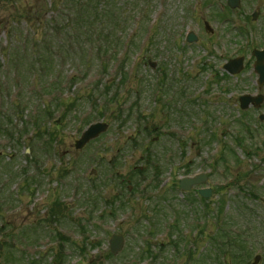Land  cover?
Segmentation results:
<instances>
[{
    "label": "rangeland",
    "instance_id": "1",
    "mask_svg": "<svg viewBox=\"0 0 264 264\" xmlns=\"http://www.w3.org/2000/svg\"><path fill=\"white\" fill-rule=\"evenodd\" d=\"M76 1L0 0V264H125L148 244L158 249L173 226L159 240L170 262L192 250L197 264H250L256 253L264 264V121L236 99L256 76L219 78L195 59L204 51L181 46L198 20L193 0H84L79 10ZM99 121L109 130L76 151ZM199 172L213 189L203 200V186L187 194L177 185ZM145 174L158 187H138ZM169 176L176 183L160 189ZM90 191L95 209L84 202ZM101 210L105 224L90 229ZM105 231L125 246L96 261L89 242L107 248Z\"/></svg>",
    "mask_w": 264,
    "mask_h": 264
},
{
    "label": "flooded vegetation",
    "instance_id": "2",
    "mask_svg": "<svg viewBox=\"0 0 264 264\" xmlns=\"http://www.w3.org/2000/svg\"><path fill=\"white\" fill-rule=\"evenodd\" d=\"M200 2L194 4L191 6V8L195 11H198V14H194L193 17L195 18V15L198 17V20L195 22L197 29H196V33H197V39L195 42H191V43H187L185 47L190 48L191 50H193L194 46L196 48H198L199 50H202L205 52V56L199 57L197 58V56H195V59H205L203 66L204 67H208L211 68L210 72L212 71H216L219 72L218 67L219 64L221 63L222 59H225L226 54H222L221 53V49L225 48L226 52H227V48L229 45V49L230 52H232V54L234 53L235 55L233 57H243L244 58V69L243 71L237 75V76H232L233 78H237V80H239V77H242L244 74L248 75L250 74L251 76H256V80L254 82L255 84V89L254 91L251 93L249 92V94L253 97V98H258V97H262L259 101H253L252 105L249 108H252L253 110H255L256 114L254 115L255 120L260 121L261 123H263L264 121V85L260 86V84L258 83V74L256 72V68H255V62H256V57L254 56V53L256 50H264V0H257V2H252L253 0H247V1H251V2H246V0H240V7L232 10V12H229L230 14H232L233 16H235V29L234 30H221V34H218L217 31L215 30H210V29H206L205 28V22L207 20L212 21L213 17H220L222 19H216L217 23L218 22H224L227 24H230V22L232 21L231 19H225V15L228 13L227 9H226V1H222L220 3H215V2H211L210 0H199ZM210 11H220V13H214L213 15H211ZM205 12V13H203ZM193 18V19H194ZM263 22V23H262ZM262 23V24H261ZM226 33L228 35V39H226L224 41V38L222 37V34ZM234 40H232V39ZM234 41V43H233ZM213 59V65H210L208 61H210V59ZM223 69V73L225 72L224 67ZM252 69V70H250ZM208 71V70H207ZM220 73V72H219ZM252 80V79H251ZM237 102H239V110L241 111V101H240V96H238L237 98ZM248 108V109H249ZM247 109V110H248ZM241 114V113H240ZM243 114V112H242ZM148 175H143V178L141 180V182L138 184V187H140L141 185H143L142 190H145L148 186L149 189L151 190V188H156L158 187V179L155 182L154 180L151 181L149 179H147ZM154 183V185L152 184ZM156 186V187H155ZM196 187V186H195ZM194 188V187H193ZM192 188V190H193ZM201 187H196L197 189V193L196 196L198 197V199L203 200L206 197L200 195L199 190ZM186 192L187 194L192 192ZM208 198V197H207ZM94 209H95V204L93 205ZM197 209H199L198 207H196V214L197 216L200 214V211H198ZM202 209V208H201ZM205 210H208L205 207ZM202 211H204L202 209ZM96 212V211H95ZM94 212V213H95ZM98 212V213H97ZM96 212V217L91 216V218L88 219V223H89V228L90 229H94V228H101L99 227L101 224H105L103 223V221L106 220V217H104L102 215V210L101 211H97ZM93 213V214H94ZM203 215H205V213L203 212ZM103 217V218H102ZM199 219H194L193 220V230L195 232V235L197 236L198 231H200V224H199ZM179 230L178 227L173 226L172 228L168 229V231H166V237L167 238L169 235L174 234L175 232H177ZM115 232L117 231H111L110 233H108L107 231L103 232L106 234H110V238H109V242H108V246L107 248L101 250V239L98 235H96V237L99 238H91L89 245L91 246V248L93 247L92 250V255L94 257H97L98 261L100 258L104 257L105 255H107V258L109 260H114L118 254L123 250L124 246H125V242H126V238L124 237V244L122 245V248L119 251H114L111 245V240H112V235L115 234ZM153 232V231H152ZM150 232L151 236H154V233L156 232V237H158V235L160 234L158 232V230H155L153 233ZM202 232V230H201ZM183 237L187 238L192 234V230L190 229V227H188V229H185L183 232H181ZM119 234V233H117ZM201 238H203V240L205 239L207 241V238H205V235L203 236H199ZM103 238V237H101ZM165 238H157V240H163ZM82 240V238H81ZM159 240L157 241L158 243V249H155V247H153L150 244H148V249H145L142 253L136 252L135 256H131L132 260H128L125 259V264H141L143 262H149L150 264H185V263H189V261H193L192 264H197L195 261V258L192 254V250H188V253L182 256H178L175 259V262H170V257L173 256V254H171L170 256L167 254L169 248H167L163 242H159ZM194 240V244H191L190 246L193 245H198L196 238L193 239ZM205 240L203 241V243L200 245L199 250H205ZM77 241L79 240H75V243H78ZM160 243V244H159ZM154 245V244H153ZM165 245V247H164ZM116 246V245H115ZM171 248L173 249V253L175 250H177L179 252V254H182V250H180L179 248V244L178 242H172V244L170 245ZM199 246V245H198ZM83 250V249H82ZM197 251V254H199ZM149 254L148 256L144 257L145 255ZM260 254L256 253L253 256V261L250 264H253L254 261L256 260V256H258ZM92 256V262L94 260ZM166 256V258H165ZM241 258L239 259V263H242V258L243 255H241ZM261 257L257 260V264H259L262 259H263V254L260 255ZM201 256H199L200 258ZM165 258V259H164ZM198 258V259H199ZM183 259V260H182ZM103 260V259H102ZM106 261V260H104ZM154 261V262H153ZM57 262V263H61ZM56 264V263H55ZM92 264V263H91ZM107 264H110L109 261H107Z\"/></svg>",
    "mask_w": 264,
    "mask_h": 264
},
{
    "label": "water",
    "instance_id": "3",
    "mask_svg": "<svg viewBox=\"0 0 264 264\" xmlns=\"http://www.w3.org/2000/svg\"><path fill=\"white\" fill-rule=\"evenodd\" d=\"M264 79V76L263 78ZM248 104H245L243 107H247ZM108 129V125L105 123H95L92 124L82 135V137L76 142V147L77 148H82L84 147L91 139L96 138L100 133L105 132ZM200 176L195 177L194 179H183L181 182V186L185 189H189L190 185H192L193 183H198L200 182ZM202 193H206L209 194V190H207V192H202ZM114 242H117L119 244L122 243V239L117 240L116 238L113 239ZM1 248V245H0ZM114 251H116V249L114 248Z\"/></svg>",
    "mask_w": 264,
    "mask_h": 264
},
{
    "label": "trees",
    "instance_id": "4",
    "mask_svg": "<svg viewBox=\"0 0 264 264\" xmlns=\"http://www.w3.org/2000/svg\"><path fill=\"white\" fill-rule=\"evenodd\" d=\"M84 0H77L76 1V5H77V8H78V10H79V7H80V5H81V3L83 2ZM95 1H97V3H96V6L99 4V3H101L102 2V0H95ZM101 11H103V10H101ZM62 12H66V10H62ZM78 12V11H77ZM70 19H66V21H69ZM35 60H39V57H37V58H35ZM40 64H41V67H40V69L43 71V73H47L48 71H49V66H47L48 67V70L46 71V66H45V64L43 63V61L42 62H39ZM34 67L35 68H37V66L34 64Z\"/></svg>",
    "mask_w": 264,
    "mask_h": 264
}]
</instances>
